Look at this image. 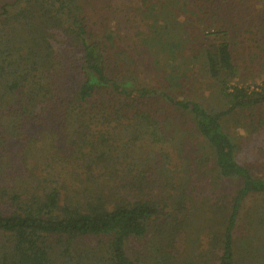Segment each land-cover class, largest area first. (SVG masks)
Wrapping results in <instances>:
<instances>
[{"label": "trees", "instance_id": "trees-1", "mask_svg": "<svg viewBox=\"0 0 264 264\" xmlns=\"http://www.w3.org/2000/svg\"><path fill=\"white\" fill-rule=\"evenodd\" d=\"M1 1L0 145L16 134L22 152L19 172L0 165V264H264V0ZM196 69L206 104L175 97ZM243 72L258 80L232 82ZM180 130L185 175L154 160L117 175L124 137ZM40 142L83 160L74 185L27 167ZM190 221L215 234L187 259L175 242Z\"/></svg>", "mask_w": 264, "mask_h": 264}, {"label": "rangeland", "instance_id": "rangeland-1", "mask_svg": "<svg viewBox=\"0 0 264 264\" xmlns=\"http://www.w3.org/2000/svg\"><path fill=\"white\" fill-rule=\"evenodd\" d=\"M11 2L12 0H2L1 4L2 6H6V10L15 11L16 6H13ZM256 4L257 0H246L244 6L251 7L252 10H255ZM1 10L2 9H0V12ZM110 15L113 16V13H111ZM198 64H200V62H198ZM198 64L195 65L197 66L196 68L199 67ZM191 65H193V63H191ZM138 69V72L144 69L152 73L155 71L152 69L148 61L145 62L143 60L139 62ZM196 70L197 71L194 73L193 77L188 76V78L185 79L186 84H189L192 88L191 92L186 89L180 88L175 93V97L179 96L188 99L189 97H195V95L197 94L199 98L198 100L206 104L208 101V97L204 93V87L207 88L208 91H212L214 90V86L210 84V80H207V78H205V76L202 74L201 69ZM245 72H243L244 78H234L232 82L237 81L240 82V84H242L243 86H246L248 85L247 78L253 80L256 79V81L258 80V73L250 72L248 74V77H246ZM148 74L149 73H147V75ZM151 77L152 75L150 76V78H143L142 74L141 76L139 75V80L143 81L144 83H147L150 87L158 86L159 84H157L156 82L159 81L152 80ZM251 86L253 87L252 84ZM160 87L163 90H165L164 88H167L164 86V84ZM167 133L170 135H168L165 140L161 141H154L152 137L146 136H144L145 138L139 139L137 141H134L133 139L129 141L128 137H124V141H122L124 148L122 154L125 152L124 155H127V158L123 159L122 165L117 168V175L124 176V174L127 173H134L135 171H138L140 167L150 162L151 160L166 165L167 169L169 170V173L170 171H174V177L178 175H185L183 168H181V164L183 162V154H190V152L193 150L191 146L192 144L189 142V139H186L185 141L182 140V130H180V132L172 131L171 133L167 131ZM252 138L253 133L248 131L244 134L243 141L248 146ZM7 142L8 144L6 145H0V165L6 162V169H13L15 172H19V170L21 169V164L19 160L22 152V141H18V138L15 134V137H13ZM26 147L29 148L30 144ZM83 150L85 151V149ZM69 153L71 152L69 151V149H67V147L64 150H56L54 148H49V146L44 144V142H40L36 146V149L32 147L31 152L27 157V167L29 169L36 167L35 172L41 177V179L56 183L61 182L67 185H74L75 182L73 181V178H76L78 175L74 171L78 170V165L83 164V160L81 158L79 159V157L77 156L71 158L69 156ZM79 171L80 168L78 172ZM263 171L264 168H262L259 164H256V167H254V173L256 175H262ZM233 187V184H230V182H226L221 185L220 189L224 192V190L227 191L228 189H232ZM218 190L219 189H217L213 193H210L207 189H203V191L201 189V192L196 197L198 200H200L203 197L205 198L207 196H212L211 194L217 193ZM261 197L262 196L251 197L245 202L244 207L241 210V216L239 220L240 230L245 225L244 213L248 208L250 209L253 207L254 199L260 200ZM184 221L185 219H183V222ZM186 222H188V220H186L185 223ZM199 227L195 226L193 222L190 221V226L183 230L182 233L176 239V250L182 252L183 256H185V258L187 259L192 255L200 256L202 254H205L209 248L210 240L215 234L213 231H210L207 227H205L203 230L199 229ZM140 248V244L132 243L130 253L132 254L133 250H140ZM191 250L193 251L192 255L190 254ZM180 258L183 260L182 257Z\"/></svg>", "mask_w": 264, "mask_h": 264}]
</instances>
